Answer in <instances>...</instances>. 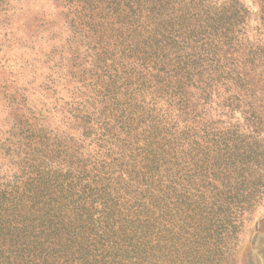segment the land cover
<instances>
[{
    "label": "trees",
    "instance_id": "trees-1",
    "mask_svg": "<svg viewBox=\"0 0 264 264\" xmlns=\"http://www.w3.org/2000/svg\"><path fill=\"white\" fill-rule=\"evenodd\" d=\"M55 1L68 33L58 78L73 86L53 128L15 109L0 264H227L243 173L264 155V112L247 103L246 79L264 68L250 10ZM253 2L264 35V0Z\"/></svg>",
    "mask_w": 264,
    "mask_h": 264
},
{
    "label": "rangeland",
    "instance_id": "rangeland-1",
    "mask_svg": "<svg viewBox=\"0 0 264 264\" xmlns=\"http://www.w3.org/2000/svg\"><path fill=\"white\" fill-rule=\"evenodd\" d=\"M242 1L251 12L249 37L264 44V35L254 31L257 4ZM64 11L55 0H0V175L15 171L16 158L1 150L2 146L7 148L8 139L17 141V137H10L17 122L15 109L50 128L61 118L58 106L68 100L67 92L73 86L58 78L60 71L64 72L59 67L65 62L54 53L59 52L68 34L61 16ZM51 79L57 84L52 86L48 82ZM246 80L256 87L253 101L248 99L247 103L264 112V68ZM260 146L264 149V139ZM258 165L255 171L243 173L247 181L241 186L242 197L238 200L246 201L242 211L235 214L227 264H264V155L258 158ZM248 179L257 183H249ZM233 193L232 189L230 196Z\"/></svg>",
    "mask_w": 264,
    "mask_h": 264
}]
</instances>
